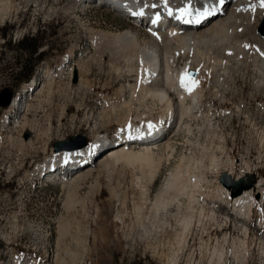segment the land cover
<instances>
[{
  "label": "rangeland",
  "instance_id": "374dc122",
  "mask_svg": "<svg viewBox=\"0 0 264 264\" xmlns=\"http://www.w3.org/2000/svg\"><path fill=\"white\" fill-rule=\"evenodd\" d=\"M7 2L12 6L8 11L11 14L8 19L12 22L7 21L0 27V93L8 90L17 97L19 105L25 98L27 107L24 112L11 116L10 128L0 131V264H168L175 253L180 255L179 264H217L209 260L210 248L216 245L214 237L220 240L224 235L229 245L234 238L246 242L248 264H264L261 251L264 249V218H261L264 190L255 196L249 238L234 223L225 226L222 222L220 227L213 225L214 222L206 217L207 212L210 213L207 208L200 216L204 223H197L192 230L194 233L191 232L189 247L178 252L180 245L176 234L180 227L177 221L191 214L198 217L199 209L195 206L196 210L192 211L187 198L181 196L168 213L155 215L152 203L140 199L141 189L137 186H145L154 201L181 158H191L193 162L205 159V165L213 154L225 160L226 155L221 156L215 150L222 139L237 168L249 161L251 167L254 166V177L264 181V161H257L258 154L262 153L264 157V72L261 76L257 73L251 57L256 50L258 63L254 61L256 64L264 62V46L255 35L257 29L256 32L238 30L232 39L243 45V52H248L250 57L242 55L239 58L227 53L222 57V52L215 56L220 60L217 64L220 68L216 65L218 70L211 69L212 72L202 76L205 79L201 81L204 97L202 105L194 111L196 117L185 119L180 124V132V127L175 128L153 150L156 159L159 156L164 162L165 156L161 157L164 143L171 141L175 149L173 158L168 164L162 163L156 178L152 179V170L139 162L119 160L107 166L100 164L105 152L100 154L102 158L99 155L100 159H94L93 173L73 184L69 178L56 180L50 177L47 180L44 176H48L39 174L40 167L53 154L71 152L55 153L54 143L76 139L80 135L87 143L95 142L96 137L99 141L106 140L105 137H113L116 131L126 129L128 125L140 127L149 120L156 121L165 111L162 112L157 100L150 96L146 101L144 98L148 95L139 87L136 86V93L132 94L127 85L138 82L128 76L124 64L127 53L114 50L108 38H100L98 43L99 35L130 29L140 34L141 44L152 41V37L124 16L112 13L111 7L106 11V7L100 8L93 2L86 6H76L73 0ZM20 43L38 45L36 54H29ZM68 54H71V60L65 64ZM182 57L180 54L176 57L178 68L190 54ZM134 63L137 64L135 60L132 65ZM78 72L83 77L81 86L77 85ZM32 82L35 83L33 92L29 91ZM7 110L0 108V119ZM124 119L129 120L123 124L120 121ZM19 122L25 126L20 128ZM175 125L174 122L172 126ZM21 140L30 141L31 145L22 149L18 145ZM94 142L83 148L90 150ZM260 145L263 146L260 148ZM83 148L75 151L80 152ZM56 171L53 167L50 174L54 175ZM205 175L211 182L217 176L215 171H206ZM136 178H140V183L135 181ZM213 186L203 184V195L212 196L216 188ZM166 219L172 227L163 229L161 226ZM227 231L230 232L228 237ZM228 257L226 264H243L229 253Z\"/></svg>",
  "mask_w": 264,
  "mask_h": 264
},
{
  "label": "bare ground",
  "instance_id": "6f19581e",
  "mask_svg": "<svg viewBox=\"0 0 264 264\" xmlns=\"http://www.w3.org/2000/svg\"><path fill=\"white\" fill-rule=\"evenodd\" d=\"M116 1L120 3L122 2V0H116ZM201 1H202L201 8L197 10V13L194 17L195 21L199 19L198 23L195 24V26L194 25L186 26L184 28H179V29L172 27L171 23L167 27H161L160 26L161 22H159L155 24L157 25L155 28H151L153 24L148 25V23L146 24V22L142 19L131 22L132 20L131 18L127 16L126 12H124L123 10H120L118 7L111 5V4H107L105 1H102L99 4L100 8L106 7L107 8L106 11L112 8L111 9L112 13L125 16V18L128 20L129 23L137 27V29L138 27H140V29L141 28L144 29L152 37V41L149 40V42L141 44L142 41L139 36L140 34L138 35L137 31H132L128 29L125 31H117L116 34L114 33L112 35L102 33L103 35H99V39L97 40V42L100 40V38H103V39L108 38L111 40V43H112L111 45L115 48V49L113 48L114 50L127 53V55H124V54L123 55H124V58H126L124 64L127 68L128 76H131L132 78H134V80H137L138 82L137 85L128 84L127 87L130 88L132 94L135 92L136 86L139 87L142 93L144 92V94L148 95V96H145L144 98L146 101L147 99H149V96H150L152 100H157V102L160 105V109H162L161 110L162 112L165 110L159 116V119L156 121L149 120L145 124L142 123L143 126L141 127L135 124H131L130 128L129 127L126 129L121 128L120 130L116 131L115 135H113V137L108 140L110 141L116 140L117 145L107 150L106 154H104L105 152L103 153L105 157L103 161L101 160L100 164H104V165L106 164L107 166L108 164L112 162H118L119 160L139 162L141 163V165L152 170L151 174H152V179H153V177L156 176L157 172L162 167V163L168 164L171 158H173L175 149L171 141L169 142L167 141L166 143H164L163 153L161 154V157L164 158L165 156V160L164 162H162V159L159 158V156H157L158 158L156 159L155 157L156 154L153 151L154 149L156 150V148H158L159 141L145 143V142H140L141 141L140 138L142 136H147L151 134V132H155L161 128H167V127L170 128L172 127L174 122L176 123L174 128L180 127L178 129L180 132V129H181L180 124L185 119H188L193 116L196 117L194 115V111L197 107H200L202 105V99L204 97L203 89H202L203 84H201L202 83L201 81L205 79H202V76L206 75L208 71L212 72L211 69H214L217 64L218 65L220 64L219 62L220 60L218 61L215 58L218 52H222L220 53V55L222 54L221 55L222 57L224 53L233 54V56L234 54H236L238 55L237 57L239 56L242 57V55H246V56L248 55V52L247 53L246 51L243 52L242 50L243 45L241 46L240 43H235V41L233 42L232 39H234L233 36L236 35L238 30L246 31V29L247 30L250 29V31L252 30L253 32H256L260 17L264 15V0H201ZM73 2L76 6L77 5L86 6V5H91V2H93V0H73ZM135 2H136L135 0H128L127 2H125V4L134 5ZM192 2L193 0H158V3L167 5V7L170 4L169 9L170 8L174 9L177 13H180L179 10L181 8H189L190 13L194 12L192 8ZM11 8L12 6L7 2V0H0V27L5 25L7 21L12 22L10 19H8L9 16H11V14L9 15L8 13V11H10ZM205 18H210V19L202 22L201 20H204ZM174 20L175 19L173 17L171 21H174ZM255 35L258 36L257 38L261 41L262 45L264 46L263 37H261V35L259 34H255ZM103 39L102 41H104ZM93 40L95 41V39ZM108 42L110 41L108 40ZM256 47H259V46H256ZM243 48L244 50H246L247 47L246 48L243 47ZM71 54H68L67 56L68 60L65 61V64H67L68 61L71 60ZM179 54L183 55L182 58H184L185 54H190V57L187 58V61L184 62L180 68L176 67L175 65L176 57H178ZM262 56L264 57V52ZM251 57L253 60L252 62L253 66L257 67L256 69L254 67V69L261 76L262 73L264 72V62L262 61L260 64H256L258 60L256 50L254 51V53L251 54ZM121 58L123 59V57ZM134 60L137 64L134 63V65H132ZM254 60H256V62ZM218 68H215L214 70L216 71V69L218 70ZM73 69L75 71V68ZM72 70L70 72V76H69L70 78L72 76ZM51 77L52 76H50V78ZM192 80L196 81V86L193 88L191 92H189L187 90V87L185 86V83H187L188 86L190 87L191 86L190 82ZM182 81H184L185 83H182ZM82 83H83V77L81 76V73L78 72V84L77 85L81 86ZM31 85L32 86L29 88V91L31 90V92H33L35 88L34 87L35 83H32ZM141 95L142 97H144L143 94ZM23 96H24V93L22 94V97ZM132 96H135V94ZM146 97L148 98L146 99ZM146 101L145 103H143V105L146 104ZM136 102H138V99L136 100ZM120 103L123 104L122 101ZM26 104L27 102L24 103L25 107L22 110V112L25 111L27 107ZM6 108L8 109L6 114L3 116V118H1L2 121L0 119V131L5 130V128H10L11 123L10 122L6 123V121L13 114H15V110L19 108V104L17 103V97L16 98L13 97L11 104L7 106ZM130 112L128 113L130 114ZM120 114L122 115V113ZM116 117L117 116H115V118ZM117 118L120 119L121 117H117ZM127 120L129 119H124L123 121H120V122L124 124V122H127ZM18 125L20 128H22L25 126V123L21 125V122H19ZM149 125H151L152 131L149 130ZM130 136L131 138H129ZM0 139H2L1 133H0ZM96 139L97 140L95 142L92 141L94 142V145L90 150H88L89 147H86V148L82 147L83 149L80 150V152H78L79 150L75 151V149H78L76 147L75 149H73L74 152L72 150H69L71 152H67V153L61 152L59 154H53L52 158L46 160V162L40 167L39 174H42L43 176L44 175L48 176L47 177L48 179L50 177L56 180H60V179L65 180L69 178V181L72 180V183L80 180L81 178H85L89 176L91 172L93 171V168H91L93 166L91 165L95 164L94 159L95 158L100 159L103 157V155L102 156L100 155L101 157L96 156V153H98L102 149L101 143H103V141L105 140H100L101 141L100 142L99 138L96 137ZM262 140L264 141L263 138ZM263 141H260V142H263ZM92 142L88 144H92ZM18 145L20 146V148L26 149L25 147L30 146L31 142L21 140ZM129 145H131V147H133L134 149H138V150L129 149L128 148ZM262 146L260 145V148ZM215 150L219 151L221 156L225 154L226 155L225 160H222L221 157L220 158L216 157L214 154L213 155L209 154L211 156L210 158H208L209 161L207 160L208 163L205 165L204 164L205 163L204 161H206L205 159L204 161L195 160L196 162H193L190 160L191 158L190 159H186L184 157L181 158L180 163L176 166L174 172L168 175V178L166 179L164 186L161 188L159 193H157L154 201H152L150 197V193H149L150 191L148 192V189L146 190V188H144L145 186L143 187L141 184L137 185L141 189L140 199L146 202L152 203V210H153V214L155 215L157 213L167 212V210L172 205L174 206V203L177 202L178 198H181V196L182 197L185 196L187 198L188 200L187 202L189 203V207L192 211L194 210L195 206L199 209L198 217L196 215L194 216L193 214H191L190 216H183L177 221L180 227V232L176 234V240L178 241V244L180 245L178 252L179 251L183 252L184 249L189 247V243L192 239L191 232H193L192 230L196 226L197 223H202L203 219L201 217L203 216L207 208L210 210V213H208L209 212L208 211L206 217L207 219H209V221L214 222L213 225H217V227H220L222 222H224L225 226H227L228 223L229 224L234 223V225L237 228L243 229L246 238H249V225H250L251 217L253 214V209L256 207V204L254 202L255 196H258L259 193L264 190V181L262 179L259 180V178L256 177L257 178L256 179L254 177L255 173L252 172V167L254 166L251 167L249 161H244L242 167L237 168L235 161H233L231 157L229 156V154L227 153V148L224 144L223 139L221 140V143L216 146ZM259 150H262V149H259ZM204 152L205 151L203 150V153ZM258 155L259 156H257V161L263 163L264 157L262 156V153ZM92 156H93V161L91 163L89 162V160ZM75 164L76 165L79 164V166H82V167L79 168L78 170H75L71 174V176L68 177V172H65L66 166L73 168ZM83 166H86L87 168L84 169ZM53 167H56L58 170V172H56L54 175L50 174V169ZM206 171H209V172L215 171L217 175L215 181L211 182L208 180L207 176L205 175ZM51 172H53V169L51 170ZM79 172H82V173H79ZM224 174L228 175L233 181L243 180L244 181L243 185L245 186V184H250V187L248 189H244L241 193L236 194L235 193L236 191L232 187L226 188L223 184H221V182H219L218 178H220ZM257 174L258 173H256V175ZM139 180L140 178H136L135 181H138V183H140ZM253 182H256V183L253 184ZM214 183H215V186H213ZM203 184H206V187L208 185L209 186L212 185L213 187H216L214 189L215 193L213 192L212 196L205 195V194L203 195L204 192L202 193L201 191V188H202L201 186ZM262 198H264V194L262 195ZM222 207H223V210L221 209ZM261 218L263 220L264 213L262 214ZM259 223L261 224V222ZM204 225H207V224H204ZM165 226L166 228L172 227L170 220L166 219L163 226L161 227L164 229ZM214 238L216 240V243H215L216 245L210 248L211 249V255L209 254L210 261L214 260L217 262V264H220V263L226 264L227 263L226 260L229 258L228 257V253H229V256L232 255V258L235 259L236 261L240 260L243 264H246L248 262V252H247V249L245 248L246 242H242L241 240H237L238 238H234L231 245H229V241L226 239V235L222 236L220 240L216 237ZM261 251H262V255H264L263 248ZM178 256L180 255H178L177 253H175L174 256H171V258L168 261V264L169 263L179 264Z\"/></svg>",
  "mask_w": 264,
  "mask_h": 264
},
{
  "label": "water",
  "instance_id": "95a60500",
  "mask_svg": "<svg viewBox=\"0 0 264 264\" xmlns=\"http://www.w3.org/2000/svg\"><path fill=\"white\" fill-rule=\"evenodd\" d=\"M264 16L263 19L261 21L260 26L257 28V33L259 35H261V37H263L264 39ZM11 99H12V93L9 92L8 90H3L0 93V107H6L11 103ZM76 140L78 141L77 144H74L73 142H76ZM87 144V140L85 139L84 136L80 135L77 136L76 139L75 138H70V140L66 141H58L56 143H54L53 145V150L54 152H59V151H69V150H73L76 147L78 149L86 146ZM219 182H221V184H223L226 188H233L236 192V194L241 193L244 189H248L250 187V184H245V186L243 185L244 181L243 180H232L228 175H222L219 178Z\"/></svg>",
  "mask_w": 264,
  "mask_h": 264
},
{
  "label": "snow or ice",
  "instance_id": "6c2138e0",
  "mask_svg": "<svg viewBox=\"0 0 264 264\" xmlns=\"http://www.w3.org/2000/svg\"><path fill=\"white\" fill-rule=\"evenodd\" d=\"M179 11H180V16L177 17L178 19H183L185 16L190 15V9L189 8H181ZM169 15H172L171 11L169 12ZM157 19H159V17H157ZM245 47H247V46H245ZM182 83H185V82L182 81ZM190 83H191L190 87L188 86L187 83H185V86L187 87V90L189 92H191L193 90V88L196 86V81L192 80ZM128 127L130 128L131 125H128ZM149 127H151V125H149ZM129 138H131V136Z\"/></svg>",
  "mask_w": 264,
  "mask_h": 264
},
{
  "label": "trees",
  "instance_id": "16d2710c",
  "mask_svg": "<svg viewBox=\"0 0 264 264\" xmlns=\"http://www.w3.org/2000/svg\"><path fill=\"white\" fill-rule=\"evenodd\" d=\"M21 48H23L25 51L29 52V54L33 55L36 54L38 50V45H33V46H25L23 43H20ZM30 77V74L28 75Z\"/></svg>",
  "mask_w": 264,
  "mask_h": 264
}]
</instances>
